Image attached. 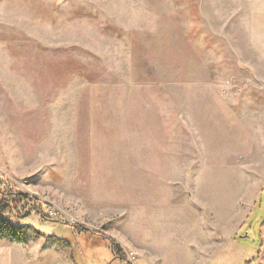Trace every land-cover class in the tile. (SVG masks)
<instances>
[{"label": "rangeland", "instance_id": "1", "mask_svg": "<svg viewBox=\"0 0 264 264\" xmlns=\"http://www.w3.org/2000/svg\"><path fill=\"white\" fill-rule=\"evenodd\" d=\"M254 8L0 0V176L47 203L51 221L23 222L55 259L125 264L76 223L130 264H264V73L239 26Z\"/></svg>", "mask_w": 264, "mask_h": 264}, {"label": "trees", "instance_id": "2", "mask_svg": "<svg viewBox=\"0 0 264 264\" xmlns=\"http://www.w3.org/2000/svg\"><path fill=\"white\" fill-rule=\"evenodd\" d=\"M47 209L48 205L45 201L15 187L3 176H0V240L27 243L34 237L44 235V233L23 221L33 212L41 220L51 221ZM65 225L71 227L75 232H83L89 238L100 237L109 247L112 260L117 259L124 261L125 264H130L120 246L110 238L76 223Z\"/></svg>", "mask_w": 264, "mask_h": 264}, {"label": "crops", "instance_id": "3", "mask_svg": "<svg viewBox=\"0 0 264 264\" xmlns=\"http://www.w3.org/2000/svg\"><path fill=\"white\" fill-rule=\"evenodd\" d=\"M251 2L255 7L254 14L241 21L242 24L239 26L244 32L246 51L253 53L246 55V58L252 60L250 64L254 70L258 69L264 73V0H251ZM238 34L242 35L240 31ZM40 237L47 239V237L53 238L54 235L44 234ZM56 238L67 243L61 237ZM67 245L70 247L69 243ZM54 255V244L47 240H39L38 237L32 238L27 243L0 240V264H70L69 254L64 257L56 256L57 259Z\"/></svg>", "mask_w": 264, "mask_h": 264}]
</instances>
